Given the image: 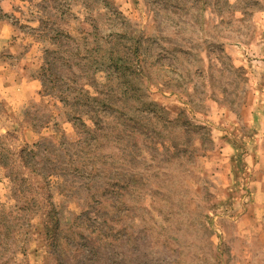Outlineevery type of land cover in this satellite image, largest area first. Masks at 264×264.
<instances>
[{
	"label": "rangeland",
	"instance_id": "rangeland-1",
	"mask_svg": "<svg viewBox=\"0 0 264 264\" xmlns=\"http://www.w3.org/2000/svg\"><path fill=\"white\" fill-rule=\"evenodd\" d=\"M0 264H264V0H0Z\"/></svg>",
	"mask_w": 264,
	"mask_h": 264
},
{
	"label": "trees",
	"instance_id": "trees-1",
	"mask_svg": "<svg viewBox=\"0 0 264 264\" xmlns=\"http://www.w3.org/2000/svg\"><path fill=\"white\" fill-rule=\"evenodd\" d=\"M111 61H112V59H111ZM114 66L116 67V66H117V64H115Z\"/></svg>",
	"mask_w": 264,
	"mask_h": 264
}]
</instances>
